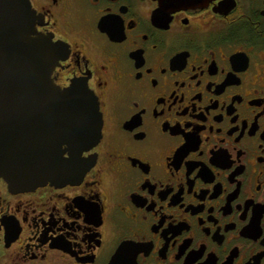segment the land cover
I'll list each match as a JSON object with an SVG mask.
<instances>
[{
	"label": "flooded vegetation",
	"instance_id": "obj_1",
	"mask_svg": "<svg viewBox=\"0 0 264 264\" xmlns=\"http://www.w3.org/2000/svg\"><path fill=\"white\" fill-rule=\"evenodd\" d=\"M29 2L102 126L67 180L0 178V264H264V0Z\"/></svg>",
	"mask_w": 264,
	"mask_h": 264
},
{
	"label": "water",
	"instance_id": "obj_2",
	"mask_svg": "<svg viewBox=\"0 0 264 264\" xmlns=\"http://www.w3.org/2000/svg\"><path fill=\"white\" fill-rule=\"evenodd\" d=\"M33 17L29 0H0V178L16 189L67 180L61 143H92L102 126L92 92L52 82L56 47L35 34Z\"/></svg>",
	"mask_w": 264,
	"mask_h": 264
}]
</instances>
